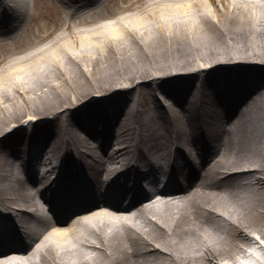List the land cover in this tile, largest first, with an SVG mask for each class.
Returning a JSON list of instances; mask_svg holds the SVG:
<instances>
[{
    "label": "bare ground",
    "instance_id": "1",
    "mask_svg": "<svg viewBox=\"0 0 264 264\" xmlns=\"http://www.w3.org/2000/svg\"><path fill=\"white\" fill-rule=\"evenodd\" d=\"M76 1L50 0L63 30L33 31L38 5L20 28L30 0H0V128L30 113L0 133V264H264V43L198 59L202 0ZM228 3L264 27V0ZM174 27L196 34L187 63L121 66L108 86L102 70ZM158 161L182 177L154 199L136 178Z\"/></svg>",
    "mask_w": 264,
    "mask_h": 264
},
{
    "label": "rangeland",
    "instance_id": "2",
    "mask_svg": "<svg viewBox=\"0 0 264 264\" xmlns=\"http://www.w3.org/2000/svg\"><path fill=\"white\" fill-rule=\"evenodd\" d=\"M120 1L124 2V0H120ZM125 1H128V0H125ZM202 1L206 5L205 7H207V9L210 11L211 17L208 18L209 22H207V25H206L207 29H205V31H206V35H208V39L211 40V42L212 41L213 42L211 46L205 49L195 48V50L197 51H194V55L192 57L202 59L204 58V56H214L215 55L214 53H217V55L219 56H224V55L226 56L231 51L237 52L236 49H240L238 52L241 54L245 53L243 51H250L251 53L262 52V50L258 49V45H260L261 42L264 43V33H263L264 27L262 26L263 24L262 20L256 23L257 24L256 26H258V28L254 26L255 23L251 22L250 18L246 20L243 17L238 20L231 18V20H229V16L232 13L229 10L230 9L229 3H228L229 0H202ZM37 5L39 8H41V11L35 12V14H38L37 15L38 17H33L31 21V24L33 25V31H38V25L43 24L44 22L46 23L47 29L48 27L52 28L54 26L56 27L60 25L61 26L60 30H63L62 29V14L60 13V10L56 8L57 6L55 7L52 4H50V0H32V1L30 0V3L27 6V9L28 8L29 9L27 11L33 9ZM111 5L112 3H110V5L107 8L108 12H110L112 9ZM225 11H226V14L227 13L229 14L226 15ZM41 12H43L42 15L39 14ZM106 19L107 17L99 19L97 23L99 22L101 23L105 21ZM95 20H91L90 22H88L87 23L88 26L86 27H93L95 29L98 26L96 22H92ZM228 27L232 32H228L227 30ZM174 28L176 29L175 33H171L170 29L163 31L164 33H169V35H166V37L160 40L159 43H156L158 44V46H155V44L154 46L151 45L153 44L151 43V40H150L151 38L147 37L146 39L147 43L143 42L145 52L140 51V47L138 48L137 46L134 45V47L132 48V51H133L132 53H129L122 60L121 59L117 60L116 63L112 65L111 68H109V70H107V68L102 70L100 75H105V78H107L105 80L106 83L107 82L110 83V85L108 86L115 84L114 80L122 79L121 75H123L124 72L123 71L117 72V68H120L121 66H124V68H128V66L144 65V63L148 64L152 62L151 59H153L156 62V61L162 60L163 58H167V59L171 58V60L174 59L177 61L180 60V62L182 61L181 65L184 63H187L188 59L186 58L185 55H187L189 51L185 50L184 47L186 46L185 45L186 43L189 44L191 41H193V39L197 38L196 34L193 31H191V29L190 30L187 28L181 29L177 27H174ZM251 28H254L255 31H251ZM48 40H50V38H48L45 41H48ZM184 41L186 43L182 44V42ZM216 41H218V43ZM219 41L222 42V44ZM76 44L79 45V42H76L75 45ZM229 46L230 47L233 46L234 48L233 47L230 48ZM241 48H244V50H241ZM155 54L157 56H155ZM205 54H209V55H205ZM114 66H116V68H113ZM110 69L113 71V75H110L111 73ZM8 89L10 90V88ZM88 91H89L88 93L82 96L83 98L87 97L89 93L94 92L93 89H89ZM28 114L30 113H24L20 115V117H18V119H15L14 122H12L11 120H8L7 122H5L3 124L4 127L0 128V133L2 129L10 128L12 124H21L22 121L25 120V118L28 116ZM32 114H34V112H32ZM35 114L39 115L42 113H35ZM10 123L12 124L8 125ZM157 163H158L157 167H159L161 162L158 161ZM261 217H262L261 215L259 216L256 215L255 217H252L253 226L258 225ZM238 240L240 239L237 238L236 236L233 239L234 243H237V242L239 243ZM234 243H231L228 246V249L224 252V255L227 256V255H230L232 252L234 253Z\"/></svg>",
    "mask_w": 264,
    "mask_h": 264
}]
</instances>
